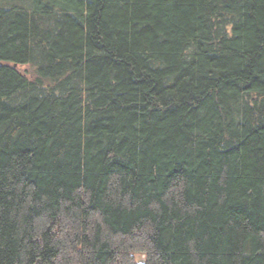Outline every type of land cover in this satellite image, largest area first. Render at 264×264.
<instances>
[{
  "label": "trees",
  "instance_id": "16d2710c",
  "mask_svg": "<svg viewBox=\"0 0 264 264\" xmlns=\"http://www.w3.org/2000/svg\"><path fill=\"white\" fill-rule=\"evenodd\" d=\"M0 264H264V0H0Z\"/></svg>",
  "mask_w": 264,
  "mask_h": 264
},
{
  "label": "rangeland",
  "instance_id": "374dc122",
  "mask_svg": "<svg viewBox=\"0 0 264 264\" xmlns=\"http://www.w3.org/2000/svg\"><path fill=\"white\" fill-rule=\"evenodd\" d=\"M143 259V258H142Z\"/></svg>",
  "mask_w": 264,
  "mask_h": 264
}]
</instances>
